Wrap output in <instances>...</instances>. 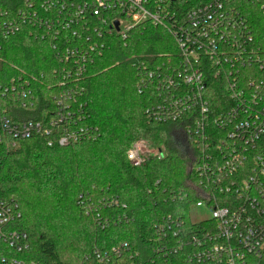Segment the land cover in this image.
<instances>
[{
	"label": "built area",
	"instance_id": "obj_1",
	"mask_svg": "<svg viewBox=\"0 0 264 264\" xmlns=\"http://www.w3.org/2000/svg\"><path fill=\"white\" fill-rule=\"evenodd\" d=\"M247 1L258 5L264 17V0ZM55 5L50 19L39 17ZM29 9L31 3L18 13L22 23H39L53 30L54 37L59 33L63 37L57 53L61 68L54 74L63 79L60 88L66 95L84 93L78 84L64 90L70 82L64 79L86 77L112 36L124 40L133 28L150 23L174 38L178 53L174 62L169 58L154 69L143 62L136 65L138 93L147 88L157 93V101L144 111L147 121L178 124L176 138L189 160L182 191L168 195L171 202L188 206L153 225L152 258L147 262L264 264V22L229 0H207L181 16L173 10L172 0H46L36 11ZM2 26L3 37L19 30L15 21ZM211 83L216 84V99L210 96ZM87 118L82 104L73 111L59 97L42 121L16 123L0 116V135L12 139L8 149L16 147L15 140L33 136L44 137L48 146L56 142L65 147L99 137ZM165 155L163 147L137 140L126 158L139 167ZM159 186L157 180L154 188ZM195 208L206 209L210 217L192 222L190 211ZM19 218L15 203L0 202V242L15 253L29 246L27 235L10 227ZM123 254L129 255L130 264H142L127 243L93 253L99 264H114L111 259ZM0 264L39 263L2 257Z\"/></svg>",
	"mask_w": 264,
	"mask_h": 264
},
{
	"label": "trees",
	"instance_id": "obj_2",
	"mask_svg": "<svg viewBox=\"0 0 264 264\" xmlns=\"http://www.w3.org/2000/svg\"><path fill=\"white\" fill-rule=\"evenodd\" d=\"M44 1L0 0V116L16 123L42 121L54 110V98L64 97L73 111L83 105L99 137L62 147L56 142L48 146L44 137L33 136L15 140L16 147L8 149L12 139L0 135V202L18 206L20 218L10 227L25 233L29 243L26 251L15 253L0 242V258L99 264L94 251L104 253L127 243L136 259L147 264L152 258L153 225L188 206L171 202L168 195L182 191L189 160L176 138L178 124L147 121L144 111L157 101V93L152 88L138 93L136 65L143 62L154 69L169 58L174 62L178 56L175 40L164 28L150 23L133 28L124 40L112 36L109 48L90 66L86 77L64 79L70 81L64 90L68 85L75 89L77 84L84 89L81 97L78 92L66 95L61 90L63 79L54 74L61 68L57 56L61 33L54 37L53 30L39 23L24 24L18 15L27 10V4L33 5L28 10L32 13ZM206 1L172 0V8L181 16ZM229 3L247 8L264 22L258 5L247 0ZM55 9L56 5L39 17L50 19ZM12 21L19 30L3 37V23ZM210 87V96L216 99V84ZM137 140L163 147L166 155L131 166L126 153ZM157 180L160 186L154 188ZM114 200L117 205H111ZM111 262L130 264L129 255Z\"/></svg>",
	"mask_w": 264,
	"mask_h": 264
},
{
	"label": "rangeland",
	"instance_id": "obj_3",
	"mask_svg": "<svg viewBox=\"0 0 264 264\" xmlns=\"http://www.w3.org/2000/svg\"><path fill=\"white\" fill-rule=\"evenodd\" d=\"M209 217H210L209 212L204 208L202 209L195 208L190 211V220L192 222H199L201 220L208 219Z\"/></svg>",
	"mask_w": 264,
	"mask_h": 264
}]
</instances>
